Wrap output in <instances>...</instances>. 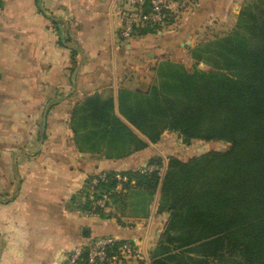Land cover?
Wrapping results in <instances>:
<instances>
[{"label":"crops","instance_id":"obj_1","mask_svg":"<svg viewBox=\"0 0 264 264\" xmlns=\"http://www.w3.org/2000/svg\"><path fill=\"white\" fill-rule=\"evenodd\" d=\"M121 2L0 0V264H63L84 227L90 237L135 242L149 263L168 217L155 219L158 193L146 216L131 214L124 198L121 226L83 214L81 187L100 168L133 169L155 156L163 164L171 155L187 160L190 144L164 130L155 143L141 134L147 146L129 156H93L76 143L87 129L71 123L72 110L94 94L116 102L121 89L147 91L163 59L187 65L201 21L224 13L227 0H199L171 31L130 38L119 34Z\"/></svg>","mask_w":264,"mask_h":264},{"label":"trees","instance_id":"obj_2","mask_svg":"<svg viewBox=\"0 0 264 264\" xmlns=\"http://www.w3.org/2000/svg\"><path fill=\"white\" fill-rule=\"evenodd\" d=\"M258 1L261 3L240 7L230 33L189 49L194 67L174 75L181 89L172 90L170 95L155 90L154 95L151 86L144 92L121 89L117 94L118 117L135 128L130 119L136 120L138 110L133 103H141L142 115L137 120H141L142 135L150 142H157L168 130L185 144L191 140L228 144L225 150L211 149L187 160L167 157L161 189L168 172L178 169V176L186 178L189 186L183 188L185 196L173 199L165 228L151 252V264H210L211 260L222 263L229 258L235 264H264V0ZM201 62L210 68L198 69ZM116 120L121 124V119ZM141 143L129 154L104 157L129 156L147 146L144 140ZM147 162L160 166L162 160L155 156ZM94 173L85 179V187ZM123 173L133 180L124 188L134 184L154 193L160 181L159 171L144 175L133 168ZM114 188L113 181L102 182L99 193L111 191L112 197ZM85 205L88 209L87 201ZM189 211L192 231L199 232L207 223L213 232L179 243L174 238L188 229L183 218ZM180 222L183 229L177 226ZM105 235L113 234L96 236Z\"/></svg>","mask_w":264,"mask_h":264},{"label":"rangeland","instance_id":"obj_3","mask_svg":"<svg viewBox=\"0 0 264 264\" xmlns=\"http://www.w3.org/2000/svg\"><path fill=\"white\" fill-rule=\"evenodd\" d=\"M122 5L117 6V11H122L124 9H132L134 6L128 1V0H121ZM199 0H177L174 3L170 4V12L168 13V17L166 18L163 25L159 26V30L165 32V31H171L178 25V20L183 18L184 15L187 14V12H193L195 11V7L193 4H198ZM250 3H261L258 0H227V3L225 4V11L224 13L215 14V15H209L208 17L204 18L199 27L198 30V40L197 43H204L208 40L214 39L216 37H221L227 33H230L237 22V16L238 11L241 6L250 4ZM193 5V6H192ZM172 13L173 16H172ZM172 19V20H170ZM124 27L123 23L120 24V28L122 29ZM147 28H151L150 25L146 23H141L140 25H137L134 27L131 37L139 35L140 32L146 30ZM190 54V52H189ZM191 56V55H190ZM196 56L198 57L199 54L197 53ZM194 60L190 58V61L186 62L187 65L184 63H178L173 62L171 59H163L155 66L156 71V77L154 84L152 85V91L154 95H156L155 90H161L162 94L170 95L172 90L174 89H181L182 85L178 82H175L174 75H181L184 71H191L194 67ZM193 66V67H192ZM198 69L202 70H208L210 67H208L203 62L198 64ZM121 97V96H120ZM112 99V100H111ZM133 107L138 110V112L135 113L136 120L130 119L133 124L136 125L137 128L128 125L125 123L121 118L118 117V111L116 107V102L114 100V97L111 98L110 94L102 93V94H94L92 96L86 97L78 104H76L75 108L72 110L71 114V123L75 126L79 125L80 128L84 127L87 129V132L81 137H75L76 143L78 146L80 145L81 148L85 150H89L92 152L93 156H115L118 157L120 155H126L131 152V150L138 148L142 143L143 139L141 137L142 132H144V129H142L141 120H137V118H140L142 115L141 111V103L138 104V102L133 103ZM134 116V115H133ZM129 118V117H128ZM116 119H121V124L117 122ZM101 125L99 128L98 126ZM96 126L98 128H96ZM142 131V132H141ZM141 132V133H140ZM109 133L112 134V136L109 138ZM140 133V134H138ZM119 138L118 140L115 139ZM120 141V142H118ZM190 147L188 149V153H183L185 158H190L196 154L214 149V150H225L228 146L227 143L223 141H202V140H195L193 142L190 141ZM147 162V161H145ZM166 163L163 164L161 162V171L160 174V181L158 183V187L156 188L155 192L153 193L151 190L147 188H141L139 186H136L134 184H128L125 188L120 187V190H123L120 192V190L114 188L115 194L112 197H108V203L106 206L107 211L99 210L97 216H92L89 214V206L91 207L89 193H88V187L82 185L81 187V195L82 198L80 202V208L82 209V213L86 216L89 215L93 218H98L100 220H111L114 221L116 224H121L119 221V218L116 215V212L122 208L121 205L123 203V200L125 198V201L128 206V211L132 212L131 214L136 215H151V204L154 201V194L158 193V203L156 206V215L155 219H160L158 217L159 214L162 212L168 213L167 220L170 215V209L173 205V199H178L180 197L185 196L186 191H183L185 185L189 186V182L186 178L182 179V176H178V170H175L170 174L168 172L167 177L163 181V186L161 189V183L163 178V172L165 170ZM178 176V177H177ZM84 184V183H83ZM86 184V182H85ZM87 191V192H86ZM111 192V191H110ZM125 194V197H124ZM87 201L88 209H85ZM108 208H110L108 210ZM164 208V209H162ZM164 210V211H162ZM100 212L104 213V215L101 217ZM125 215L126 211H124ZM166 220V222H167ZM181 219L179 218V221ZM162 222V220H159ZM191 221V212H187V215L184 216L183 222L188 225V229L185 231H181L176 233V237L174 239H177L179 243H187L191 240H197L202 237H205L207 235H210L212 232V228L208 226L207 223H203V227L199 232L192 231L191 225L189 222ZM130 222V221H129ZM147 223V221H144ZM157 221L155 222V226H151V232L157 230L156 229ZM180 229H183L185 226L180 222L179 225ZM175 227V226H174ZM145 228V226H144ZM159 241V237L157 239V243ZM133 247H136L135 242H130ZM157 247V244L156 246ZM137 249V248H136ZM155 248L153 249V251ZM139 255L141 257H134L132 256L129 258L128 262L125 264H151L152 260V254L150 251L148 252V260L149 263L146 262V258L141 251V249H138ZM147 254V253H146ZM210 264H235V262H232L230 258L226 262H215L214 260H211Z\"/></svg>","mask_w":264,"mask_h":264},{"label":"built area","instance_id":"obj_4","mask_svg":"<svg viewBox=\"0 0 264 264\" xmlns=\"http://www.w3.org/2000/svg\"><path fill=\"white\" fill-rule=\"evenodd\" d=\"M128 1L134 8L116 12L124 25L122 29L119 28L122 38H130L134 27L141 23L151 27L163 25L170 12V4L177 0ZM136 169L144 175L162 170L161 166L148 162L141 163ZM107 181H113L116 189L125 183H133V180L121 169L96 171L88 180L91 203L89 214L92 216H97L99 210L107 211L110 192L99 193V184ZM132 256L140 257L138 248L133 247L130 242L115 235L92 236L79 240L68 252L63 264H125Z\"/></svg>","mask_w":264,"mask_h":264},{"label":"water","instance_id":"obj_5","mask_svg":"<svg viewBox=\"0 0 264 264\" xmlns=\"http://www.w3.org/2000/svg\"><path fill=\"white\" fill-rule=\"evenodd\" d=\"M81 235H82V237H85V238L90 237V235H89V229L84 227V228L82 229V233H81Z\"/></svg>","mask_w":264,"mask_h":264}]
</instances>
